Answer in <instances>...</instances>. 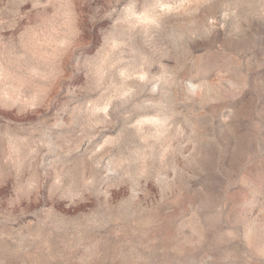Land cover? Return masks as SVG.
Returning a JSON list of instances; mask_svg holds the SVG:
<instances>
[{
    "label": "rangeland",
    "instance_id": "1",
    "mask_svg": "<svg viewBox=\"0 0 264 264\" xmlns=\"http://www.w3.org/2000/svg\"><path fill=\"white\" fill-rule=\"evenodd\" d=\"M0 264H264V0H0Z\"/></svg>",
    "mask_w": 264,
    "mask_h": 264
}]
</instances>
